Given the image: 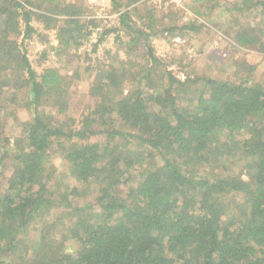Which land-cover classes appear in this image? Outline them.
I'll list each match as a JSON object with an SVG mask.
<instances>
[{
    "label": "trees",
    "instance_id": "1",
    "mask_svg": "<svg viewBox=\"0 0 264 264\" xmlns=\"http://www.w3.org/2000/svg\"><path fill=\"white\" fill-rule=\"evenodd\" d=\"M119 2L110 0L128 58L93 74L88 92L98 101L78 120L68 115L71 78L54 68L36 73L16 37L30 39V21L44 18L59 23L57 50L77 49L90 35L81 7L6 0L0 8V116L12 108L31 114L12 143L0 121V176L12 163L0 194V264H264V82L180 81L155 56L148 34L132 26L137 7L122 10ZM241 3L232 7L238 15L264 14V0ZM44 6L65 18L31 9ZM256 32L241 25L232 36L264 50V33ZM54 156L79 187L93 185L94 201L78 206L79 187L56 183ZM53 210L60 213L49 220ZM71 240L76 248L68 251Z\"/></svg>",
    "mask_w": 264,
    "mask_h": 264
},
{
    "label": "rangeland",
    "instance_id": "2",
    "mask_svg": "<svg viewBox=\"0 0 264 264\" xmlns=\"http://www.w3.org/2000/svg\"><path fill=\"white\" fill-rule=\"evenodd\" d=\"M5 1L0 0V8ZM15 1L23 5L26 1L35 0ZM69 1L80 6L83 17L87 21L90 20L85 26L90 31V35L80 47L65 52L57 50L56 29L59 23L44 18H32L30 24L35 32L31 34L30 39H23V34L17 36L16 39L17 42H22L28 61L36 73L40 74L47 68H54L62 75L71 78L67 80L70 81L68 115L78 120L86 109L98 101L97 97H91L88 92L93 74L104 65L116 63V59L128 58L122 44L128 38L119 28L118 15L112 10L110 0ZM119 1L122 10L137 7V12L134 11L132 14V26L148 34V41L155 56L162 59L163 66L180 81L196 77H210L220 81L240 83L248 77L246 80L248 84L264 82V50H261L259 45L254 48L241 46L232 36L234 30L239 29L241 25L245 28L253 27L259 32H256L257 35L261 36L262 31L264 33V14L260 12V9L238 15L232 7H241L242 0H180L179 2L178 0H136L132 5L129 4L130 0ZM31 9L50 15L55 20L60 21L65 18L60 16L58 11L53 13L46 10L45 6V10L36 7H31ZM149 9L153 10L151 16L146 14ZM20 26V31H23L22 22ZM108 29L116 31L102 36L103 31ZM116 36L119 38L116 39ZM261 41H264V35ZM141 53L142 48L140 51H135L137 62L133 65L134 69L139 68ZM249 67L252 70H249ZM11 74L12 72H9L5 77ZM20 93L21 98L25 99V93ZM12 109L0 116V121L4 125L3 136L9 138L11 143L21 134L18 123L28 121L31 117L27 109H17L15 114ZM45 111L49 112L50 109L46 108ZM243 136L245 137V134ZM95 139L96 137L92 138V140ZM50 163L56 183L62 186L67 184L68 186H80L68 176L65 169L66 163L63 160L54 156ZM241 163L236 162L231 169L239 172ZM11 165L10 160H7L2 169L0 194L4 189L5 179L11 173ZM241 177L247 180L246 174L241 173ZM79 189L81 190L80 196L74 199V203L81 206L94 201L93 185L81 186ZM59 213V210H53L47 218L52 220ZM66 221L67 217L57 218L55 222L57 227H60ZM27 240L28 250L34 253L38 245V230L34 226H31ZM65 245L68 251L76 248L72 240L65 242Z\"/></svg>",
    "mask_w": 264,
    "mask_h": 264
},
{
    "label": "built area",
    "instance_id": "3",
    "mask_svg": "<svg viewBox=\"0 0 264 264\" xmlns=\"http://www.w3.org/2000/svg\"><path fill=\"white\" fill-rule=\"evenodd\" d=\"M180 0H178L177 2H179Z\"/></svg>",
    "mask_w": 264,
    "mask_h": 264
}]
</instances>
